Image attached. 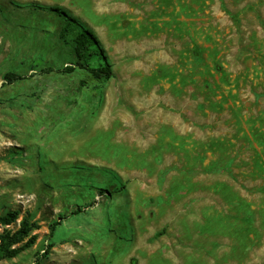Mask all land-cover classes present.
<instances>
[{"label": "rangeland", "instance_id": "obj_1", "mask_svg": "<svg viewBox=\"0 0 264 264\" xmlns=\"http://www.w3.org/2000/svg\"><path fill=\"white\" fill-rule=\"evenodd\" d=\"M51 8L98 36L99 91L62 72L76 59ZM12 211L0 234L29 213L38 239L0 264H264V0H0Z\"/></svg>", "mask_w": 264, "mask_h": 264}, {"label": "trees", "instance_id": "obj_2", "mask_svg": "<svg viewBox=\"0 0 264 264\" xmlns=\"http://www.w3.org/2000/svg\"><path fill=\"white\" fill-rule=\"evenodd\" d=\"M51 11L63 19L60 39L72 47L76 59L73 67H67L62 72L72 74L76 71V68L84 70L87 75L80 80L78 91H83L84 88H91L96 92L99 91L114 77V74L113 65L109 62L98 36L67 11L60 8H51ZM96 59L102 62L99 66L92 65ZM43 71L50 73L55 70L49 67ZM24 79H26V76L17 75L12 72L6 75V80L10 84ZM19 218V211L8 212L0 216V224L6 227L16 223ZM58 225L59 223L51 226V236ZM39 229V224L33 220L32 214L29 213L21 219L17 231L5 229L0 234V262L14 259L22 252L31 248L38 239V236L34 233ZM52 247L53 244L48 246L42 257H46L45 253H48ZM40 262L41 258H38L35 264H40Z\"/></svg>", "mask_w": 264, "mask_h": 264}]
</instances>
